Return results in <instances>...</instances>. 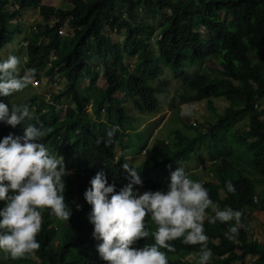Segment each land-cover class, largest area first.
<instances>
[{
  "label": "trees",
  "instance_id": "obj_1",
  "mask_svg": "<svg viewBox=\"0 0 264 264\" xmlns=\"http://www.w3.org/2000/svg\"><path fill=\"white\" fill-rule=\"evenodd\" d=\"M43 1L0 0V51L22 33L23 24L13 25L10 19L21 17L23 10L39 8L45 22L57 20L47 30L38 26L36 35L40 41L37 44L29 41L25 69L35 70L33 80H39L43 74L51 78L56 74L65 76L69 84L55 101L73 94L76 116L71 118L70 112L63 120L55 106H51L44 113L38 109L35 123L40 122L44 132L51 130L49 133L65 139L72 136L74 123L79 126L81 138L71 140L77 149L78 162L83 166L94 163L93 170L103 171L106 181L113 183L116 190L126 183L121 168L124 162L112 163L117 128L123 119L120 115L113 116L118 105L107 102L126 86L133 97L140 99L143 111L156 113L159 110V100L149 86L150 81L161 74L150 33L154 32L152 25L161 10L173 13L157 46L161 59L184 84L182 93H178L180 99L182 102H203L213 113L217 110L214 100L223 99L228 105L215 120L206 117L205 129L195 128L187 120L189 125L184 126L196 131L194 138L180 130H172V136L158 140L152 157L137 169L141 185L134 187L140 192L165 190L170 172L177 169L175 162L197 157L195 143L205 144V150L210 148L214 152L212 141H222L221 148L230 150L227 154L224 150L211 154L214 165L209 170L213 182L203 186L218 208L229 207L241 212L243 227H238V234L228 239L227 229L235 222L209 224L208 217L214 213L211 207L205 209L206 219L202 223L208 237L206 246L212 251L208 264H264V243L250 233L255 213L264 214V196L258 201L256 187L258 183L264 187V108L259 104L264 98V0H66L72 5L70 9L43 5ZM141 11L145 17H152L150 22L134 24L133 19L139 17ZM65 24L71 32L68 36H60L59 31ZM123 29L125 39L115 42L111 33H120ZM202 29L210 32L208 39H202ZM126 57L134 64L128 66ZM94 62L97 63L94 65ZM213 62L218 70L211 69L197 76L190 75L186 69V66H208ZM100 69L104 71L108 87L97 99L95 111L98 114L105 109L109 128L86 117V103L77 87V83L87 77L94 90ZM0 101L6 103V97H0ZM240 120H246V124L235 129L234 124ZM113 128V135L108 137L106 133ZM242 153L244 157L238 158ZM83 177L64 180V200L72 215L61 231L52 228L55 216L49 214L50 210L41 211V227L36 236L40 247L31 252L41 264H106L96 253L97 241L91 237L92 227L87 221L90 205L83 199L89 183H85ZM225 181L232 183L234 192H227ZM145 220L151 233L155 225L147 216ZM57 235L62 243L58 250L52 247ZM181 239L168 242L173 251L160 249L165 252L168 264H196L186 263L184 258L198 252L200 245H185ZM153 242L149 235L136 241L134 246ZM28 255L11 258L6 263H2L0 256V264H35L29 261Z\"/></svg>",
  "mask_w": 264,
  "mask_h": 264
},
{
  "label": "clouds",
  "instance_id": "obj_2",
  "mask_svg": "<svg viewBox=\"0 0 264 264\" xmlns=\"http://www.w3.org/2000/svg\"><path fill=\"white\" fill-rule=\"evenodd\" d=\"M162 12L167 14V21L159 18ZM172 16V12L161 10L152 25L154 32L150 33L151 42L156 54L155 59L159 64L160 62L165 64V62L159 55L157 42L162 39L161 34L168 28V22ZM19 17L11 18L10 22L13 25L23 24L22 20L18 22L17 18ZM151 18L149 15L147 17L144 15L141 20L135 17L132 22L134 24L149 23ZM50 22L55 24L57 20ZM50 22L45 23L48 25ZM38 26L35 28L39 29ZM64 27L60 29L59 35L63 32ZM122 32L125 39V30L123 29L120 33ZM22 34L23 31L21 34H17L13 41ZM201 34L202 39H208L210 32L202 29ZM28 43L29 41H27V47ZM0 57V97H6L7 103L0 101V127L2 128L0 131V202H3V207H0V255L5 253L9 258L16 259L40 247L36 236L40 232L43 209H49V214L59 220L66 222L69 220L72 210L64 200V180L74 176H84L85 183H89V187L83 193L84 201L90 205L87 221L92 227L91 237L97 241L95 251L106 264H168L165 252L160 249L173 251L172 244L168 242L181 237L182 244L200 245L196 254V264H208L212 251L206 246L208 237L204 233L202 222L205 218V209L209 207L214 213L208 217L209 224L217 221L221 223L234 221V225L228 227L225 235L228 239H233L238 234V227H243L240 223L241 212L229 207L220 209L214 205L208 198L207 189L199 181L190 179L183 167L179 166L170 172L165 190L140 192L137 187H134L141 185L137 169L147 162L148 158L146 157L152 154L155 144L148 147L150 151L148 148L146 149V157L140 163H137L139 160H136V163L128 164L127 158L133 155L132 150L136 148L142 151L144 148H140V145L149 140L154 133V131L151 132L147 137L141 133V127L145 124L144 120L143 124L139 128H135L133 134L129 136L132 133L130 130L132 126H129L130 118L119 102L129 98L141 112L146 111L141 109L140 99L133 97L128 87L119 89L112 96V101L107 102L108 105H118L113 116L120 115L123 119L122 124L117 128L118 136L114 142L112 163L124 162L121 168L126 183L116 190L113 183L106 181L103 171L93 170L94 163L83 166L78 162L77 149L71 140L81 138L79 126L74 123L72 136L65 139L58 134L49 133L51 130L44 132L43 127L39 125L40 122L35 123L38 109L44 113L48 112L51 106H55L56 113L63 120L67 115L70 116V112L73 114L70 116L71 118L76 116L74 112L76 102L73 94L62 96L58 102L55 101L58 94L62 93L63 95L66 91L69 84L67 78L60 77L58 74L53 78L49 77L52 80L65 78L67 82L63 89L59 88L56 93H50L49 97L44 89L41 94V85L35 87L36 91L40 92L26 96L25 88L30 84L32 87L35 70L25 69L27 58L23 67L18 71L20 61L17 56L8 55L7 58L4 56L6 59H3L0 54ZM128 60L131 63H127ZM125 62L128 66L134 64V61L129 57L125 58ZM160 66L161 74L151 80L149 84L155 95L156 89L151 85V82L162 76L163 68L161 64ZM196 66L191 65L190 67ZM100 71L94 90L90 88V81L87 77L78 82L77 87L86 103V117L104 123L109 128L110 124L105 109L99 110L98 114L95 111L97 99H100V95L108 87L104 71L101 69ZM43 76L45 75L43 74L41 77ZM175 79L181 82L180 92L182 93L184 84L176 76ZM39 80L36 84H39ZM48 82L44 84V87L48 85ZM85 89L87 92L89 91L88 95L83 94ZM31 99H33L32 102H30ZM63 99H72L74 103V107L68 106L64 109L65 116L57 112V107ZM162 111L163 108L160 110L159 107L156 113H146L151 114V118H154ZM134 117L132 121L140 118L137 114H134ZM114 131L115 128L109 130L106 135L111 137ZM130 138L132 139L130 145L132 149L126 146L127 139ZM177 162L179 161L175 162V166ZM225 189L229 193L235 191L230 181H225ZM76 209H80L79 204L76 205ZM146 216L155 225V230L151 233L147 227ZM149 235H151L153 243H145L142 247L134 246L136 241L143 240ZM29 261L31 260L29 259Z\"/></svg>",
  "mask_w": 264,
  "mask_h": 264
},
{
  "label": "rangeland",
  "instance_id": "obj_3",
  "mask_svg": "<svg viewBox=\"0 0 264 264\" xmlns=\"http://www.w3.org/2000/svg\"><path fill=\"white\" fill-rule=\"evenodd\" d=\"M43 4L55 6L56 8H62V9L72 8V5L70 6L71 3L66 0H44ZM22 13H23L22 16L17 19H18V22H20L19 20H22L23 34L17 36L10 45L4 47L3 50H1L0 52L3 59H6L8 55H15L19 58L20 63L18 64V71L20 70L21 67H23L24 63L26 62L27 41H31L33 44H37L40 41L37 38V35H36L37 29L35 27L40 25V26H43L45 30H47V27H52L54 23V22H50V24L47 25V23L44 22V20L42 19V16L40 15L39 8L25 9L23 10ZM142 17H144L143 12H140V16L138 17V19L141 20ZM159 18L165 21L168 20L167 14L163 12L159 15ZM62 31L63 32L60 34V36L61 35L67 36L71 32V29L69 28V26L66 25L62 29ZM111 35H112V38L116 42H122L124 39L123 32L122 33H111ZM96 63L97 62H94L93 64L95 65ZM127 63H131V62L128 60ZM160 64L162 65V68H163V74L156 81L151 82V85L156 89V96L158 97L159 102H160V110H162L163 108V111L159 115L155 116L154 118H151L152 117L151 114H148L146 112H141L136 107V105L132 103V101L129 98L122 99L119 102L123 106L124 110L126 111L127 116L130 118L129 126L130 127L132 126V128L130 129L132 133L129 136L133 134V130L135 128H139L143 124L144 120H145L144 121L145 124L141 127V133L147 137L148 135H150L151 132L154 131L153 135L149 138V140H146L143 144L140 145V148L142 147L144 148L142 151L137 150L136 148L132 150L133 155L127 158L128 164H134L136 163L135 162L136 160H139V162L137 163H140L142 159L146 157L145 156L147 152L146 149L150 145H154L156 141L165 140L168 137V135L172 136L171 135L172 130L174 131L180 130L181 132L185 133L188 136L195 135L196 133L195 130H192L189 128L186 129V127L184 126V125L186 126L189 125L188 122H186L187 120H189L195 128L201 127L205 129L206 128V123H205L206 117H208L210 120H215V117H218L223 111V109H225V107H227L228 105L227 101L223 99L214 100L217 110H215L213 113L208 110V108L203 102H199V103L182 102V100L178 96V93H181L180 92L181 82L175 79L174 72L172 69L167 67L163 62H160ZM186 69L192 76H197L198 74L206 73V71H209L211 69L218 70L219 67L214 62V63H209L208 66L207 65L203 66L202 64H199L196 67L186 66ZM103 79L105 80V78ZM37 81L38 80H33L32 87L30 86L31 85L30 84L28 87L25 88L26 96H28V94H35V93L40 92V91H36L35 87H39V85H41L42 86L41 94L44 92V90H46L47 97H49L50 93H56L59 90V88L63 89L64 85L67 83L65 78H55L52 80L46 76H43L40 78L39 84H36ZM47 81H49L48 85L44 87V84ZM55 83H59V84H55ZM82 87H84L83 84H82ZM86 90L87 89L83 90L84 95H88L87 93H89V91L87 92ZM59 104L60 105L57 107V112L59 114H62L63 116H65L64 109H66L68 106L74 107V103L72 99L70 100L63 99ZM259 104L262 106V108H264V98L260 101ZM134 114H137L140 117L136 121H132V118H135ZM245 124H246V120L244 121L240 120L234 124V127L235 129L241 128ZM133 140L135 141L134 138ZM131 141H132L131 138L127 139L126 146H129L132 149V146H130ZM221 146H222V141H215V142L212 141V148L214 152L219 154L222 152V150H224L227 154V152L230 149L221 148ZM148 150L150 151L149 148ZM214 152H212L210 148H208V151L205 149H202L197 152L198 154L197 157L195 158L190 157L189 160L187 161L186 160L179 161L176 163V166L177 168L179 166L183 167L190 179L194 181H199L200 183L203 182L202 185H204L205 183H211L213 182V179L210 178V170L214 165V161H211L210 156L211 154L215 155L216 153ZM185 153L186 154L188 153L186 149H185ZM150 157H152V155L146 158L149 159ZM242 157H244V153H242V156H239V158H242ZM255 182H259V180H256ZM256 187L258 188V194L260 191L263 192L260 195H257V199L259 201V199L264 196V187L260 185V183H258V186L256 185ZM254 217H255V220L253 221L251 225L250 233L255 239H258V240L261 239L264 242V223L261 220L262 215L256 212ZM204 219H206V215ZM67 223L68 221L67 222L62 221L56 217H54L51 221L52 228L55 229L56 231H61V228L65 227ZM61 244H62L61 238L57 235L52 243V247L53 249L58 250L61 247ZM196 254L197 252H193L190 255H187L184 258V261L186 263L196 262L197 260ZM2 258H3L2 263L11 261V258H9L5 253H2ZM28 258L31 261H33V263L35 264H41L33 253H29Z\"/></svg>",
  "mask_w": 264,
  "mask_h": 264
},
{
  "label": "crops",
  "instance_id": "obj_4",
  "mask_svg": "<svg viewBox=\"0 0 264 264\" xmlns=\"http://www.w3.org/2000/svg\"><path fill=\"white\" fill-rule=\"evenodd\" d=\"M195 136L193 135V137L192 138H194ZM193 148H194V150H195V153L196 152H198V151H200V150H202V149H206V145L205 144H202V143H195V145L193 146ZM152 155V154H151ZM239 156H242V154H239ZM239 156H238V158H239ZM193 158H195L194 156H192ZM191 171V170H190ZM189 171V172H190ZM188 172V173H189ZM201 184H203V182H201ZM261 193H263L262 191H260L259 192V194H257V195H260ZM260 197V196H259ZM259 214H261L262 215V218H261V220L263 221V223H264V214L263 213H261V212H258ZM257 219V218H256ZM261 243H264L261 239L259 240ZM1 257H2V254L0 255Z\"/></svg>",
  "mask_w": 264,
  "mask_h": 264
},
{
  "label": "built area",
  "instance_id": "obj_5",
  "mask_svg": "<svg viewBox=\"0 0 264 264\" xmlns=\"http://www.w3.org/2000/svg\"><path fill=\"white\" fill-rule=\"evenodd\" d=\"M262 107V106H261ZM257 201V200H256ZM251 261L253 262L254 260L251 259Z\"/></svg>",
  "mask_w": 264,
  "mask_h": 264
}]
</instances>
